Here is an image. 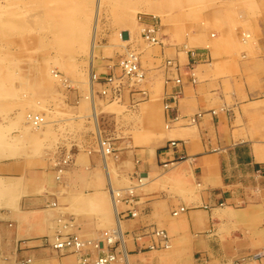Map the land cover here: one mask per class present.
Wrapping results in <instances>:
<instances>
[{
    "label": "crops",
    "instance_id": "0c3cea01",
    "mask_svg": "<svg viewBox=\"0 0 264 264\" xmlns=\"http://www.w3.org/2000/svg\"><path fill=\"white\" fill-rule=\"evenodd\" d=\"M162 36L152 53L138 52L144 82L119 88L116 104L92 105L97 137L60 145L43 182L18 203L16 216L34 212L35 220L15 217L8 236L29 264H80L53 239L100 241L114 228L130 264H264V57L256 66L246 54L231 57L228 43L200 32ZM141 114L157 115L152 140L130 134ZM57 165L61 181L48 182ZM87 252L90 262L100 254Z\"/></svg>",
    "mask_w": 264,
    "mask_h": 264
},
{
    "label": "rangeland",
    "instance_id": "374dc122",
    "mask_svg": "<svg viewBox=\"0 0 264 264\" xmlns=\"http://www.w3.org/2000/svg\"><path fill=\"white\" fill-rule=\"evenodd\" d=\"M95 3L0 0V264L33 261L11 244L8 224L15 217L30 222L27 212L16 216L18 203L29 187L43 182L42 171L54 165L59 146L87 134L96 138L94 102L116 104L123 86L145 81L122 77L119 65L133 52L150 54L159 46L142 37L140 16L158 19L162 42L166 33L181 41L200 32L228 43L231 57L246 54L255 66L264 57V0H102L99 12ZM94 72L105 78L94 81ZM114 72L121 79L107 83ZM28 114L39 117L36 126L27 123ZM136 122L137 131L130 133L136 141L157 136V115L141 114ZM62 175L57 165L48 182L57 183Z\"/></svg>",
    "mask_w": 264,
    "mask_h": 264
},
{
    "label": "built area",
    "instance_id": "2783aa9c",
    "mask_svg": "<svg viewBox=\"0 0 264 264\" xmlns=\"http://www.w3.org/2000/svg\"><path fill=\"white\" fill-rule=\"evenodd\" d=\"M139 22L142 30V37L151 44H161V38L159 35L160 23L155 16H140ZM168 64H171L169 61ZM120 68L122 70V77H128L129 79H143L145 73L141 68L138 54L135 52L125 57L120 62ZM98 76L93 74L94 81L98 80ZM116 78L114 76L106 77L107 83H113ZM118 80V79H116ZM176 83L180 84V79H176ZM178 98V91L169 93L164 103L166 111H170L173 104L176 103ZM176 145V143L172 142ZM106 143L101 142L103 150L109 151L110 147L105 148ZM134 215V214H132ZM102 240H86L77 235H68L65 237H55L53 239L52 246L58 251H69L75 253L79 257L80 264H86L90 262V254L87 252L90 249L100 251L90 263L91 264H130L127 258V252L124 248L117 249V243L123 242V236L119 228L105 230L102 233ZM104 243L107 244L105 247Z\"/></svg>",
    "mask_w": 264,
    "mask_h": 264
},
{
    "label": "bare ground",
    "instance_id": "6f19581e",
    "mask_svg": "<svg viewBox=\"0 0 264 264\" xmlns=\"http://www.w3.org/2000/svg\"><path fill=\"white\" fill-rule=\"evenodd\" d=\"M96 3H95V10H96V12H99V9H100V7H101V3H102V0H94ZM1 5V4H0ZM3 15V14H2ZM147 17L149 16V15H146ZM140 23V22H139ZM93 82V81H92ZM94 83V82H93ZM93 85V84H92ZM93 87V86H92ZM92 90H93V88H92ZM91 94V93H90ZM93 94H91V96H92ZM29 115V116H28ZM27 116H28V118H29V121H27V123H29L30 125H37L38 124V119H39V117H37V116H32L31 114H28ZM35 125V126H36ZM34 127V126H33ZM111 182V181H110ZM109 183V182H108ZM110 189H112V188H110ZM112 192H113V189H112ZM112 192H110L111 194H112ZM115 194V193H114ZM112 198V197H111ZM113 199H114V197H113ZM116 203V200L114 199V204ZM218 211V210H217ZM28 214L25 216V218H26V220L27 221H30V222H32V221H34L35 220V216H34V212H27ZM117 215V214H116ZM44 221H45V219H44ZM263 252V251H262ZM31 261V260H30Z\"/></svg>",
    "mask_w": 264,
    "mask_h": 264
}]
</instances>
